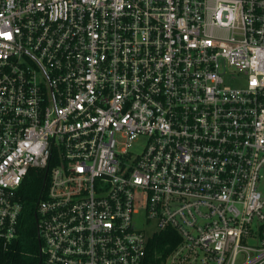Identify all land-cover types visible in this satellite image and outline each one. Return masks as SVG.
I'll list each match as a JSON object with an SVG mask.
<instances>
[{"label":"built area","instance_id":"2783aa9c","mask_svg":"<svg viewBox=\"0 0 264 264\" xmlns=\"http://www.w3.org/2000/svg\"><path fill=\"white\" fill-rule=\"evenodd\" d=\"M32 169L40 264H264V0H0L5 248Z\"/></svg>","mask_w":264,"mask_h":264},{"label":"trees","instance_id":"16d2710c","mask_svg":"<svg viewBox=\"0 0 264 264\" xmlns=\"http://www.w3.org/2000/svg\"><path fill=\"white\" fill-rule=\"evenodd\" d=\"M49 180L47 169H32L20 190L24 202L18 236L6 248L0 244V264H40L42 239L39 236L37 203L44 196ZM178 234L173 230L156 233L152 251L163 252L174 246Z\"/></svg>","mask_w":264,"mask_h":264},{"label":"rangeland","instance_id":"374dc122","mask_svg":"<svg viewBox=\"0 0 264 264\" xmlns=\"http://www.w3.org/2000/svg\"><path fill=\"white\" fill-rule=\"evenodd\" d=\"M138 223H139L140 226H143L144 219L143 218H139Z\"/></svg>","mask_w":264,"mask_h":264},{"label":"water","instance_id":"95a60500","mask_svg":"<svg viewBox=\"0 0 264 264\" xmlns=\"http://www.w3.org/2000/svg\"><path fill=\"white\" fill-rule=\"evenodd\" d=\"M39 236H40V234H39Z\"/></svg>","mask_w":264,"mask_h":264}]
</instances>
